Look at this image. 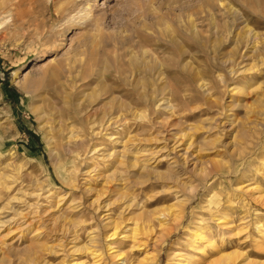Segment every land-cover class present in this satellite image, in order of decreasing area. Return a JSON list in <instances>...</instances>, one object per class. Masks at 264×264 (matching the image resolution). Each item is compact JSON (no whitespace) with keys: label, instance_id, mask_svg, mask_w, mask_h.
<instances>
[{"label":"rangeland","instance_id":"obj_1","mask_svg":"<svg viewBox=\"0 0 264 264\" xmlns=\"http://www.w3.org/2000/svg\"><path fill=\"white\" fill-rule=\"evenodd\" d=\"M233 1L178 35L174 0H0V264H264V0Z\"/></svg>","mask_w":264,"mask_h":264},{"label":"bare ground","instance_id":"obj_2","mask_svg":"<svg viewBox=\"0 0 264 264\" xmlns=\"http://www.w3.org/2000/svg\"><path fill=\"white\" fill-rule=\"evenodd\" d=\"M175 2H178L179 3V5L177 6H175V10H181V12H184V14H182V16H177V17H179L180 18V22L179 23H177V26H176V28L175 29H172V32L173 33H177L178 35L179 34H182L181 32H187V31H189V29H192V28H195V29H197V31L196 32H198V31H200L199 30V28H198V24H197V20L198 21H201V22H203V21H206V20H211V18H212V20L214 21V22H218V21H216V19H217V17H216V13L214 12V9L215 8H218V9H226L227 10V12L229 13V14H232V12H235L233 9L235 8V5H234V1L233 0H203L202 1V3L201 4H198L197 5V2H196V4H189V3H184V2H181L182 0H174ZM184 1V0H183ZM199 1V0H198ZM191 2V1H190ZM153 12V11H152ZM153 14V13H152ZM169 14V13H168ZM161 15V14H160ZM168 16V15H167ZM229 16V15H228ZM227 16V17H228ZM162 18V17H161ZM168 18V17H167ZM166 18V19H167ZM229 18V17H228ZM142 19V18H141ZM165 19V20H166ZM161 20V19H160ZM178 21V20H177ZM229 21V19H227V22ZM212 23V22H211ZM229 23V22H228ZM154 24V23H153ZM215 24V23H214ZM218 24V23H217ZM199 25H202V24H199ZM212 25V24H211ZM221 26V25H220ZM147 29H149V27H147ZM212 29V28H211ZM177 30V31H176ZM178 30L180 31V32H178ZM202 31V30H201ZM143 33V32H142ZM198 33H200V32H198ZM202 33V32H201ZM162 35V34H161ZM201 35V34H200ZM137 36L138 37H142L141 36V33H140V31L139 32H137ZM162 37V36H161ZM186 37V36H185ZM263 58V57H262ZM157 60V64H158V62H160L161 63V67H163V69H164V66H163V64H164V62L163 61H161V60H159L158 58L156 59ZM251 68H253V67H251ZM166 69V68H165ZM164 69V70H165ZM233 89H234V87H233ZM263 95V94H262ZM152 98V97H151ZM152 101V100H151ZM230 102V101H229ZM231 105L232 104H228V106H229V108L228 109H230V107H231ZM170 105H167L166 106V108H168ZM171 110V109H170ZM171 115H173V111L171 110V113H169V117H171ZM139 116H141V115H139ZM169 117H162L161 118V116H159L158 118H157V120H153L152 121V123L155 125V126H158V127H160V128H162V130H161V132L159 131V133H161V134H157V136L159 135V137L161 136L165 141H166V143H165V141H164V144H165V147L166 148H168L169 149V152L172 154L173 153V157L171 158V159H173L172 160V162H171V164L172 165H174L173 166V168L174 167H177V168H180V166L182 167V165H183V167L182 168H185L184 167V165H185V163H187V162H189V161H193L192 162V164L194 165V166H196L197 164H203V163H207V161L208 160H202V159H198V160H196L195 159V156H193L194 155V152H190L189 151V148H190V146H194V144H193V140H192V136H193V133L192 132H196V130H197V128H199L200 126H202V125H200V123H199V125L197 124V123H194L193 125H188V127H187V125H186V127H185V125L184 126H181V128H179L180 126H176V123H172L173 121L172 120H170V118ZM234 119V118H233ZM108 120H111V118H109ZM236 120V119H235ZM232 121L233 120H230V122H229V124L231 125V123H232ZM185 122V121H184ZM107 123V122H106ZM143 123V122H142ZM139 125H140V123H139ZM142 125V124H141ZM154 127V126H153ZM176 127V128H175ZM175 129V130H174ZM201 129V128H200ZM192 132H191V131ZM194 130V131H193ZM190 131V132H189ZM198 131V130H197ZM157 136H154V137H152V138H147V140H146V142L148 141V140H153V139H158L157 138ZM134 137V136H133ZM194 137V136H193ZM161 138V139H162ZM182 138H184V140H185V138L187 139L186 141H183V140H181ZM131 139V138H130ZM129 139V140H130ZM146 139V138H145ZM161 139H160V141H161ZM134 140V139H133ZM143 139L141 138V139H137V142L135 141H132L133 142V144H132V142H131V144H132V146H134L133 148H132V146H131V148H128V147H126V149L128 148V149H131L130 150V152H132V157L134 156V158H136L135 160L137 161L139 158H140V156H139V154H141L142 152H144V150H146L145 148V146H143L145 143L142 141ZM160 141H158V142H160ZM169 141H172L173 142V144L171 145V143L169 142ZM155 142V141H154ZM162 142H163V140H162ZM188 142V146L187 147H184L182 150H184L185 152H183V153H180L179 152V147H177V146H180L181 144H184V143H187ZM148 143V142H147ZM125 145V144H124ZM140 145V146H139ZM148 145V144H147ZM125 146H127V145H125ZM163 147V146H162ZM127 149V150H128ZM167 149V150H168ZM202 149V148H201ZM143 150V151H142ZM149 150V149H148ZM147 150V151H148ZM120 151V150H119ZM129 151V150H128ZM118 153V152H117ZM170 153H168V154H170ZM116 154V153H115ZM125 155V154H124ZM133 161V160H132ZM132 161H130V160H128L127 158H123V159H121V162L123 163V162H126V163H128V164H131V165H134L135 164V161L134 162H132ZM141 161V160H140ZM139 161V162H140ZM181 171H182V173H181V175L182 174H186V172H184L185 171V169L183 170V169H181ZM187 171H188V169H187ZM87 187H85V190H87V191H90V190H92V188L91 187H89L88 185H86ZM260 192V191H259ZM99 196H100V194L99 193H97V196H96V198L95 199H98L99 198ZM94 201V200H93ZM174 205V204H173ZM177 205V204H176ZM166 208V207H165ZM182 208V207H181ZM180 209V208H179ZM169 210V209H168ZM178 213L174 216V217H179V211H177ZM165 213V212H164ZM167 213V212H166ZM160 215H162V213H160ZM161 218H165V219H163L162 221H165L166 219H167V217H165V214H164V216L162 217V216H160ZM177 219V218H176ZM164 224L166 225V222H164ZM163 225V224H162ZM170 225V224H169ZM165 227V226H164ZM136 229V228H135ZM138 229V228H137ZM116 232H113V234H115ZM259 233L260 234H262V230L261 231H259ZM195 237H197L198 239H200V240H204L205 242H209V243H212V241H210V238H207L206 236H205V234H203V232H199V231H195ZM110 249L111 248H113V247H109ZM109 249V250H110ZM93 251H95V250H93ZM112 252L111 253H114L115 252V256H118L119 255V253H116L117 252V250H114V249H112L111 250ZM95 254H97V255H100L99 253H97V252H95ZM96 255V256H97ZM225 259H230L231 258V255H229L227 258L226 257H224ZM97 261V263L98 264H104V262H103V260H102V258L99 256V257H97L96 259H95V262ZM224 261V259L222 258V260H220L217 264H220V263H222ZM96 264V263H95ZM225 264V263H224Z\"/></svg>","mask_w":264,"mask_h":264}]
</instances>
